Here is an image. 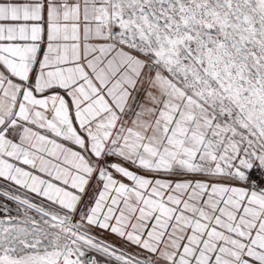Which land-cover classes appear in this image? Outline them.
Listing matches in <instances>:
<instances>
[{
    "label": "snow or ice",
    "instance_id": "1",
    "mask_svg": "<svg viewBox=\"0 0 264 264\" xmlns=\"http://www.w3.org/2000/svg\"><path fill=\"white\" fill-rule=\"evenodd\" d=\"M0 264H264V0H0Z\"/></svg>",
    "mask_w": 264,
    "mask_h": 264
}]
</instances>
